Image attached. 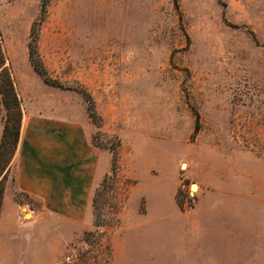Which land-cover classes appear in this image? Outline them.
<instances>
[{
    "label": "rangeland",
    "instance_id": "obj_1",
    "mask_svg": "<svg viewBox=\"0 0 264 264\" xmlns=\"http://www.w3.org/2000/svg\"><path fill=\"white\" fill-rule=\"evenodd\" d=\"M177 3L0 0L11 77L29 66L24 84L93 149L94 201L55 227L52 264H219V233L221 264H264V0ZM173 201L232 211L236 227L150 220Z\"/></svg>",
    "mask_w": 264,
    "mask_h": 264
},
{
    "label": "crops",
    "instance_id": "obj_2",
    "mask_svg": "<svg viewBox=\"0 0 264 264\" xmlns=\"http://www.w3.org/2000/svg\"><path fill=\"white\" fill-rule=\"evenodd\" d=\"M10 70L21 100L22 118L0 210V264H52L47 249L50 251L55 242V227H78L90 207L93 149L87 146L79 127L70 128L60 117V108L50 106L47 96L42 94L47 89L24 84L23 75L33 74L29 66ZM2 132L0 116V141ZM18 192L27 193L38 203L36 207L18 202ZM173 203L170 213L164 212L160 203L149 207L148 215L153 216L150 220L164 222L167 227H236L232 224V211L181 210ZM230 236H217L219 264L226 261L225 252L231 257Z\"/></svg>",
    "mask_w": 264,
    "mask_h": 264
},
{
    "label": "trees",
    "instance_id": "obj_3",
    "mask_svg": "<svg viewBox=\"0 0 264 264\" xmlns=\"http://www.w3.org/2000/svg\"><path fill=\"white\" fill-rule=\"evenodd\" d=\"M176 9L179 10L177 0H174ZM31 64L35 71L43 77L44 82H48L47 77L44 76V70L40 67V63L33 59V51L30 49ZM0 94L2 104L6 110V116L3 118V132L0 141V210L2 205V199L6 187V183L11 176L12 160L15 155L18 141L20 138V126L22 118L21 100L14 87L13 79L10 75L9 69L5 66V59L2 51L0 41ZM91 114V113H90ZM105 182V178L100 183V186ZM30 201L32 198L24 192H18L16 194V200L18 202ZM94 201V200H92ZM181 206V203L178 202ZM86 235L88 232L85 233Z\"/></svg>",
    "mask_w": 264,
    "mask_h": 264
},
{
    "label": "bare ground",
    "instance_id": "obj_4",
    "mask_svg": "<svg viewBox=\"0 0 264 264\" xmlns=\"http://www.w3.org/2000/svg\"><path fill=\"white\" fill-rule=\"evenodd\" d=\"M192 189L193 190H196L197 189V185L193 186Z\"/></svg>",
    "mask_w": 264,
    "mask_h": 264
},
{
    "label": "water",
    "instance_id": "obj_5",
    "mask_svg": "<svg viewBox=\"0 0 264 264\" xmlns=\"http://www.w3.org/2000/svg\"><path fill=\"white\" fill-rule=\"evenodd\" d=\"M196 184L195 183H191L190 184V187L192 188L193 186H195Z\"/></svg>",
    "mask_w": 264,
    "mask_h": 264
}]
</instances>
